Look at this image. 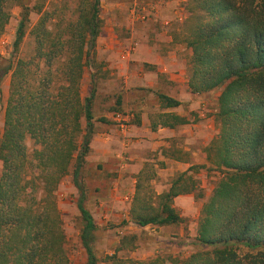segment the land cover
Returning <instances> with one entry per match:
<instances>
[{
  "label": "trees",
  "instance_id": "16d2710c",
  "mask_svg": "<svg viewBox=\"0 0 264 264\" xmlns=\"http://www.w3.org/2000/svg\"><path fill=\"white\" fill-rule=\"evenodd\" d=\"M189 2L198 15L182 28L187 86L193 94L219 90L214 113L218 133L204 154L207 168L222 175L201 205L195 250L184 257L158 255L130 262L264 264V0ZM13 5L21 8L13 57L0 65V80L10 75L0 137V264H70L56 194L69 173L78 190L84 264H97L98 225L85 204L81 172L94 121H105L95 119L97 82L109 76L94 55L103 24L100 0H76L75 17L57 21L53 28L52 12L25 0H0V35ZM35 8L39 16L29 28ZM26 33L30 51L20 56ZM86 71L89 87L82 95ZM156 96L161 110L180 104L166 94ZM120 104L117 97L107 110L120 112ZM158 116L169 127L188 122L173 112ZM205 167L190 166L167 191L157 193L152 187L154 163L147 162L136 175L130 221L141 227L180 223L173 198L195 190L191 171ZM135 239L133 233L122 235L108 259L133 249Z\"/></svg>",
  "mask_w": 264,
  "mask_h": 264
},
{
  "label": "crops",
  "instance_id": "0c3cea01",
  "mask_svg": "<svg viewBox=\"0 0 264 264\" xmlns=\"http://www.w3.org/2000/svg\"><path fill=\"white\" fill-rule=\"evenodd\" d=\"M179 2L180 0H158L141 7L144 11L151 10L150 17L162 23H150L156 30L146 33L137 30L133 33L140 41L136 43L130 60L140 68V85L132 89L126 85L128 95L120 97V107L124 112L106 109L99 115L104 117L105 121H94V134L86 156L87 163H90L93 171L97 173V178L91 182L86 200L87 209L94 221L98 222L101 217L110 216L117 221L122 216L128 221L121 229L122 234L133 233L129 231L133 228L135 232L148 230L149 234L156 236L158 240L154 246L131 251L135 259L151 258L147 255L155 246L159 247L156 251L160 254H155L154 257H177L176 254L180 252L182 245H174L172 239L180 236L179 238L193 240L194 243L202 205V201L194 195L195 190L182 193L173 198V207L182 217L180 223L138 226L130 221L128 214L136 175L147 162L154 163L156 176L152 180V186L154 185L157 193L167 191L173 179L190 166H209L204 148L218 133L214 116L216 107L207 109L206 93L193 94L187 86L186 65L182 63L180 53L183 49L180 42L173 37L174 24L171 22L181 18ZM112 9L113 7L109 6V10ZM110 28L111 26L105 23L97 37V42L104 43L107 47L113 45ZM120 51L118 49V52ZM117 64V74L127 83L133 73H126L124 60ZM156 93L166 94L178 100L180 104L161 110ZM162 112L176 113L188 122L174 127L162 125L158 116ZM119 114L122 120L116 118ZM97 117L95 115V119ZM153 124L155 128H152ZM201 169L191 171L196 180V187V178ZM188 235L189 238H185ZM175 251L178 252L174 253ZM182 255L181 253V257Z\"/></svg>",
  "mask_w": 264,
  "mask_h": 264
},
{
  "label": "rangeland",
  "instance_id": "374dc122",
  "mask_svg": "<svg viewBox=\"0 0 264 264\" xmlns=\"http://www.w3.org/2000/svg\"><path fill=\"white\" fill-rule=\"evenodd\" d=\"M158 0H100V17L102 18L103 24L105 23L111 26V39L113 45L107 47L104 43L97 42L95 46V59L97 63L103 65V69L109 71V76L103 77L97 82V96L95 99V115L99 117L104 110L109 107H113L117 97L127 96L126 94V85L128 84L129 88L139 86V77L140 68L135 66L133 60H130V56L133 53H129L124 58L122 57L123 51L127 50L129 47H135L136 43L140 40L138 36L133 34L135 31L146 33L150 30H156L155 27H152L150 23L161 24V21L153 20L154 17H149L146 19L138 18L132 10L136 9L141 11V7L147 3L157 2ZM25 2L30 6L41 7L43 10H48L53 13L50 26L54 27V24L57 21L65 22L68 18L75 17V7L76 0H25ZM181 7V18L178 21H171L174 24L173 27V37L176 41L180 42L182 39V28L183 26L190 21L197 11L190 9L189 0H180L179 2ZM109 6L113 7L112 10H109ZM36 8L30 13V22L28 27L30 28L32 24L37 20L38 14L35 12ZM20 6L13 5L10 8V17L8 23L5 26L3 33L0 35V65L6 63L8 59L13 57V42L16 35V27L19 20ZM112 19V20H111ZM175 22V23H174ZM102 30V29H101ZM28 32V28H27ZM154 34V32H152ZM30 37L26 33L24 41L19 48L18 55L22 56L30 51ZM182 49L180 53L182 54L181 58L183 64L186 65L187 71V58L188 52L185 48V45L180 42ZM118 49L121 51L118 52ZM120 60H124V67L127 74H132L128 79V82H124L122 77L117 74L118 68L116 65ZM187 74V72H186ZM9 80L10 75L7 74L0 80V137L3 132V119H4V109L6 105V100L8 97L9 90ZM168 85V83H167ZM89 87V74L88 71L84 73L82 79V95H86ZM219 93V90H214L209 93H206L205 101L207 102L206 108L210 109L211 107H216V97ZM116 111L124 112L122 108L116 106ZM27 145L29 149L32 148L31 140H27ZM155 159V158H154ZM154 162V161H153ZM152 163V162H151ZM0 171H1V161H0ZM197 175V187L194 191V195L199 198L202 203L210 195L212 188L214 187L216 181L222 175L219 171L202 168ZM81 178L86 188V199L91 188V182L97 178V173L93 171L90 163H85L83 170L81 172ZM154 186V185H153ZM152 186V187H153ZM58 205L61 212V217L63 221L64 231L66 234L65 248L68 253L70 264H84L85 262V251L80 243V231L82 227V220L80 213L76 206V201L78 198V190L72 183L71 173L66 175L61 181L57 191ZM198 200V199H197ZM127 202V201H126ZM86 204V201H85ZM98 225L96 231V241L94 243L95 253L101 264H132L130 259H135L131 254V251L143 250L145 247L149 248L154 244H157L156 236L149 234L148 230L136 231L131 229L133 234H135L136 239L134 241L133 249L128 251L122 250L116 252V255L113 259H108V256L113 254L117 245L119 244L120 237L124 234L131 233H121L123 226L128 224V221L125 220V217L120 216L119 220H114L110 217L100 218L98 222H95ZM176 236L175 239H172L174 245H182L180 247V252L177 253V257H181V253L184 257L186 254L191 253L197 247H189L193 245V240H184L182 237ZM150 238V239H149ZM185 238H189V235ZM184 247V248H183ZM159 249L155 246L153 249H150V254L147 257H154L155 254H160L156 250ZM111 252V253H110ZM157 252V253H156ZM135 255V254H134ZM137 254L135 255V257Z\"/></svg>",
  "mask_w": 264,
  "mask_h": 264
},
{
  "label": "built area",
  "instance_id": "2783aa9c",
  "mask_svg": "<svg viewBox=\"0 0 264 264\" xmlns=\"http://www.w3.org/2000/svg\"><path fill=\"white\" fill-rule=\"evenodd\" d=\"M136 14L138 18H141V19H146V18H149L151 16V10L149 11H144L143 9H141V11L139 10H136V9H133L132 10V14ZM134 48L135 47H129L127 50L123 51L122 53V57L124 58L126 55H128L129 53H131L132 51H134ZM116 118H118L119 120H122L121 119V115H116Z\"/></svg>",
  "mask_w": 264,
  "mask_h": 264
}]
</instances>
